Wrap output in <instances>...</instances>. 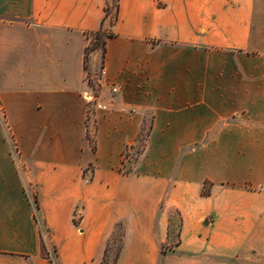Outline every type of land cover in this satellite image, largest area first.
Returning <instances> with one entry per match:
<instances>
[{"label": "crops", "instance_id": "0c3cea01", "mask_svg": "<svg viewBox=\"0 0 264 264\" xmlns=\"http://www.w3.org/2000/svg\"><path fill=\"white\" fill-rule=\"evenodd\" d=\"M105 6L0 0V106L29 167H15L0 122V264H102L119 223L116 264H264V0H120L104 25L106 78L120 90L97 113L94 152L86 54ZM148 113L139 165L157 173L123 174Z\"/></svg>", "mask_w": 264, "mask_h": 264}, {"label": "rangeland", "instance_id": "374dc122", "mask_svg": "<svg viewBox=\"0 0 264 264\" xmlns=\"http://www.w3.org/2000/svg\"><path fill=\"white\" fill-rule=\"evenodd\" d=\"M112 19L110 18L107 22V26H110ZM108 31V30H107ZM97 54L99 56L98 63L94 65L93 63V56ZM104 60H105V54L103 51V45L101 41H97L95 36L88 37V44H87V54H86V82L88 86L87 92L94 96V100L91 102L87 101V138L89 140V143L91 145V148L94 152H96L97 149V137H96V131H97V125H98V112H105L106 104L105 102L108 100H111L115 97L116 93L112 91L113 86L110 84H100L97 81V77L101 74L102 69L104 67ZM104 85H108L111 87L109 94H106L104 96ZM103 92V93H102ZM152 114H147L145 117L144 124L142 126V129L140 130L138 136L135 138V140L127 144L123 151V165L120 168V171L123 174H130L134 172H141L143 174H150L152 176L157 173L156 168L154 165H139L141 161H143V157L145 155V152L148 149L149 141H150V134H151V126H152ZM2 127L5 130V136L6 140L8 141L9 147H10V154L13 157L15 167H17V170L23 172L27 170V165H24L22 159H21V153H17L14 149V143L11 138L10 131L8 129L7 123L4 119ZM96 165H87L85 167V175L88 181L92 179V173L94 172V168ZM177 166V165H176ZM211 181L206 180L203 188V193L207 194L211 191ZM24 193L25 195L32 201L33 209L35 212L38 213L39 210V189L34 182L27 183V185L24 186ZM79 211L80 209L77 208L75 211V223L78 224L79 222ZM169 219L171 221V226L173 229L179 228L180 221L178 217V213L175 209L170 208L169 209ZM121 226H116L115 228V234L114 239L111 242V248L108 252V256L104 262V264H114L116 254L120 245L121 241V235L123 231H125V226L123 223H120ZM46 233L43 231L42 234V241H43V249L44 254L48 258H54L47 254L46 250V240L44 236ZM53 254L55 253V247L53 248ZM52 259V260H53ZM57 264V263H56Z\"/></svg>", "mask_w": 264, "mask_h": 264}, {"label": "trees", "instance_id": "16d2710c", "mask_svg": "<svg viewBox=\"0 0 264 264\" xmlns=\"http://www.w3.org/2000/svg\"><path fill=\"white\" fill-rule=\"evenodd\" d=\"M105 3H106V6H105V11H106V14H105V17H104V20H103V28L95 33H92L97 41H101L102 45H103V51H104V54L106 55V45H107V41L109 38H112L115 36V33L111 30L107 31L104 29V25L106 22L109 21V19L111 18L112 20L110 21L111 23V27H113L117 22H118V19H119V11H120V0H105ZM211 194V192L205 194L203 193V195L205 196H209ZM118 226H121V224L119 223L117 225ZM114 234H115V231L113 232V234L111 235V237L109 238L108 240V243H107V247H106V251H105V256H104V260L102 262V264H104L107 256H108V252L111 248V242L113 241L114 239ZM124 236H125V231H123L122 235H121V241H120V245H119V248H118V251H117V254H116V258H115V262L114 264H116L119 256H120V253H121V250H122V243H123V239H124Z\"/></svg>", "mask_w": 264, "mask_h": 264}, {"label": "built area", "instance_id": "2783aa9c", "mask_svg": "<svg viewBox=\"0 0 264 264\" xmlns=\"http://www.w3.org/2000/svg\"><path fill=\"white\" fill-rule=\"evenodd\" d=\"M92 36H94L92 33H88V37H92ZM106 76H107L106 69H105V67H103L101 74L97 77V81H98L100 84H102V85H103V84H110V85H112V86H113L112 91H113L114 93H118L119 90H120V87H119L117 84L110 83L109 81H107ZM86 100H87L88 102H91V101L94 100V96L91 95V94H89V93H86ZM4 119H5V113H4V111H3V108L0 106V122H1V124H3ZM5 121H6V120H5ZM11 138H12V136H11ZM12 140H14V139L12 138ZM7 142H8V141H7ZM13 143H14V149L16 150V152H17V153H20V152H19V149H18V147H17L16 142L13 141Z\"/></svg>", "mask_w": 264, "mask_h": 264}]
</instances>
